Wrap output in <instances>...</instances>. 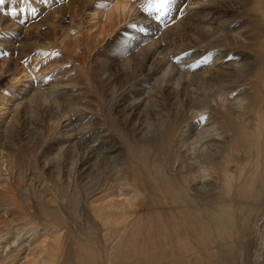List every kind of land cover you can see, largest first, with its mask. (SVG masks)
Listing matches in <instances>:
<instances>
[{"label": "bare ground", "instance_id": "bare-ground-1", "mask_svg": "<svg viewBox=\"0 0 264 264\" xmlns=\"http://www.w3.org/2000/svg\"><path fill=\"white\" fill-rule=\"evenodd\" d=\"M146 1L116 5L109 32L137 27L92 61L99 100L36 82L26 125L20 106L0 120V178L19 183L0 192V264H264V0H175L159 31ZM68 38L27 50L71 64Z\"/></svg>", "mask_w": 264, "mask_h": 264}, {"label": "rangeland", "instance_id": "rangeland-1", "mask_svg": "<svg viewBox=\"0 0 264 264\" xmlns=\"http://www.w3.org/2000/svg\"><path fill=\"white\" fill-rule=\"evenodd\" d=\"M120 1L122 0H30L32 6L37 9L35 16L30 13L18 12L17 16L12 17L6 14L7 8L15 6L19 9L20 2L16 0L13 5L12 0H6L5 9L0 12V20L3 16L5 18L0 22V120L4 118L2 120L7 124L9 119L5 120V118L10 116L11 111L18 106H20L18 118L20 119L21 115L24 116L30 96L24 95V91L21 89L26 86V90L29 91L36 82L45 84L44 88H48L54 83L64 85L73 83L75 87H80L90 94L92 100H99L94 99V96L105 91L106 86L102 77L98 75L95 78L93 89L90 83L92 61L95 60L94 63L101 66L108 57L117 52L122 43L119 39L120 34H123L121 30L132 24L129 23L127 26L122 24L113 33L109 32L110 29L107 26L117 16L115 8ZM209 1L216 2L217 0ZM100 6H104V9L100 10L99 16L95 15V10ZM109 15L111 20L108 19ZM22 20L23 22H21ZM156 24L158 25L156 31H159L160 22L156 21ZM13 25L16 26L13 27ZM245 25H248V21ZM61 34L69 36V41L76 39L74 43L73 41L69 42L70 48L66 53L67 56L71 55V64L60 61L59 57L64 58V56L52 55L56 51H45L48 50L46 48L53 47L58 43ZM28 44L32 46L45 44L47 46L44 48V54H37V48H34L32 53L28 52L27 49L32 48ZM42 57L46 58L40 61ZM38 62L39 79L33 77L29 84L24 85L23 79H21V66L26 65L31 69ZM14 85L15 88L12 89ZM5 97L9 102L8 104L5 102L3 106L1 103ZM27 122L23 117L20 120L22 125H26ZM6 183L14 185L15 188L19 187V183L13 178L1 177L0 192L6 189Z\"/></svg>", "mask_w": 264, "mask_h": 264}, {"label": "snow or ice", "instance_id": "snow-or-ice-1", "mask_svg": "<svg viewBox=\"0 0 264 264\" xmlns=\"http://www.w3.org/2000/svg\"><path fill=\"white\" fill-rule=\"evenodd\" d=\"M13 5H15L16 0H12ZM20 7L17 9V7L12 6L7 8V15H10L12 17L17 16L18 12L22 14H28L35 16L37 9L32 6L30 3V0H19ZM175 0H148V2L144 5H142L143 11L147 13L149 16H154L155 20L157 22L165 23L167 24V21L164 19L169 15V13L172 11L173 4ZM6 6V0H0V12H3ZM181 15H183V8L177 9ZM23 22V21H21ZM131 27H137L135 24H132ZM144 28H140V31H144ZM47 55V53H45ZM52 55H58V53H52ZM233 57H229V59H232ZM180 57H177V60H179ZM209 57H203L201 60H198L194 62L190 67L193 69L198 68L201 63H207ZM7 94V93H6ZM235 95V93H233ZM207 120L206 115H200L198 118L199 123H204Z\"/></svg>", "mask_w": 264, "mask_h": 264}]
</instances>
